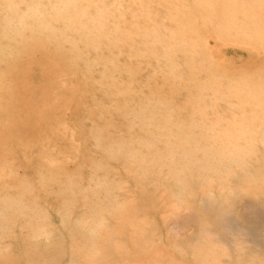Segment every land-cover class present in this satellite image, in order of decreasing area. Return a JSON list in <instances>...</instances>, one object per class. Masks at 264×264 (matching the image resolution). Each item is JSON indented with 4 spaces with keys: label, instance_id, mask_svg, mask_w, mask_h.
I'll return each mask as SVG.
<instances>
[{
    "label": "rangeland",
    "instance_id": "374dc122",
    "mask_svg": "<svg viewBox=\"0 0 264 264\" xmlns=\"http://www.w3.org/2000/svg\"><path fill=\"white\" fill-rule=\"evenodd\" d=\"M263 32L264 0H0V264H264Z\"/></svg>",
    "mask_w": 264,
    "mask_h": 264
},
{
    "label": "bare ground",
    "instance_id": "6f19581e",
    "mask_svg": "<svg viewBox=\"0 0 264 264\" xmlns=\"http://www.w3.org/2000/svg\"><path fill=\"white\" fill-rule=\"evenodd\" d=\"M219 6V5H218ZM211 9V8H210ZM219 9V8H218ZM214 13V12H213ZM236 13V12H235ZM201 14H203L202 12H201ZM215 14V13H214ZM231 14V13H230ZM210 15H213V14H210ZM183 16V15H182ZM181 20H182V18H181ZM188 20V19H187ZM197 20V19H196ZM199 20V19H198ZM206 21V20H205ZM195 25V24H194ZM200 25V24H199ZM197 26V25H196ZM195 26V27H196ZM207 26H209V25H207ZM196 32H197V30H196ZM257 32V31H256ZM199 33V32H198ZM253 33H255V31L253 32ZM262 33V32H261ZM264 33V32H263ZM203 34V33H202ZM260 34V33H259ZM204 35V34H203ZM264 35V34H263ZM256 36H258V34L256 35ZM260 36V35H259ZM261 48V47H260Z\"/></svg>",
    "mask_w": 264,
    "mask_h": 264
},
{
    "label": "clouds",
    "instance_id": "9594fccd",
    "mask_svg": "<svg viewBox=\"0 0 264 264\" xmlns=\"http://www.w3.org/2000/svg\"><path fill=\"white\" fill-rule=\"evenodd\" d=\"M42 237L38 236L37 239H41Z\"/></svg>",
    "mask_w": 264,
    "mask_h": 264
}]
</instances>
